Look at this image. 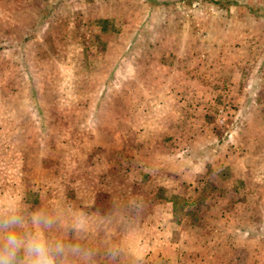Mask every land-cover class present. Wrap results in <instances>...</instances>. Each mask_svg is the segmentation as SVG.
<instances>
[{
    "label": "rangeland",
    "instance_id": "1",
    "mask_svg": "<svg viewBox=\"0 0 264 264\" xmlns=\"http://www.w3.org/2000/svg\"><path fill=\"white\" fill-rule=\"evenodd\" d=\"M175 1L218 15L158 12L122 34L143 0L112 17L120 5L85 0L70 34L45 35L56 62L32 78L26 44L63 0H0V204L48 212L49 239L85 240L72 264H264V0Z\"/></svg>",
    "mask_w": 264,
    "mask_h": 264
},
{
    "label": "crops",
    "instance_id": "2",
    "mask_svg": "<svg viewBox=\"0 0 264 264\" xmlns=\"http://www.w3.org/2000/svg\"><path fill=\"white\" fill-rule=\"evenodd\" d=\"M54 1L55 0H53V2ZM65 1L66 0H63V2H61L62 6L58 7L59 9H62L61 12L54 13L55 11L54 12L51 11L49 13V15H45V17H44V19L42 21V26L40 27V29L38 31L33 33L34 32V31L32 32L33 29L31 30L33 36L28 39V43L26 45H27V48H28L29 45H30V47L35 48L33 50L34 54H31V56L29 57V61H28L29 64H30V67L32 68V69H30V71H33V72H30V75L32 76V78H37L36 77V65L33 66L34 62L44 63L46 61V62L50 63V66H53V62H56V61H54V58H52V55L48 56V55L45 54V52H46L45 51V46H46L45 44L46 43H44V42L47 39V38H45V35H47V37H48V35L54 36L55 33H56V29L57 28L61 29L60 32L61 31L63 32V30H64L65 33L69 32V34H70L72 32L73 25L69 24V20H74V19H77V18L80 17V13H81L80 9L81 8L78 7V6L83 5L82 2L85 1V0H73V1H71L75 5V7H74L75 9L70 7V1L66 2V3H65ZM123 1H125V0H94V2H95L94 4L95 5H98V4L101 5V3H103L105 5V4L109 3V4H112V5H115V6L116 5H120L119 6V11L115 10V14H113V11H110L109 13L106 14L107 17H112V16H115V15L118 16V13L121 10L120 7H124L125 6L126 2L123 3ZM204 1L210 4L214 0H204ZM46 2L48 3V0H46ZM132 2H134V0H132ZM51 4L52 3H50L49 5H51ZM143 4H145V7L143 6ZM137 5H139V8L141 7L143 9V12H139L138 11L139 12V14L137 13L138 15H135V14L132 15L131 14L130 18H129L130 22H128V23H126V25H124L123 29L120 30V33L123 34V32H126V33L129 32V33L135 34L139 30L140 26H141V28L145 26V30L149 29V28H154L153 27V23H155V20L157 18L156 14L158 12H160L162 14V17H158L159 21H161L162 24L165 25L164 23H166V22H168L170 20H175L176 18H179L181 22L183 21V19L185 17L190 18L192 16V18H197V17H199V15L202 14L203 11H206V9L202 8L200 10V12L194 11V9H193V13L192 12L184 13L182 11V8H183L182 5L180 3H177L175 0H143V2H139ZM137 5H136V7H138ZM170 6L173 7V10H169L168 9ZM187 6L190 8L189 5H187ZM232 7L236 8V9H239L236 6H231V9H232ZM48 8H50V7L48 6ZM134 9H135V7H133L132 11ZM53 10H55V9H53ZM126 11L130 12L131 10H129V7H127ZM37 14H38V12H37ZM37 14H36V16H37ZM213 14H214L213 11H208V12H205L204 14H202V15H208L211 18L214 17L215 15H218L216 13L214 15ZM137 16H139V18H141V20H143L140 23L141 24L144 23V24H143V26L140 25V24L136 25L134 27V28H136V30H135V29L132 28V26H133L132 22H133L134 18L137 17ZM244 17H246V16H244ZM59 25H61V26H59ZM163 25H161V26H163ZM31 26H34V25L32 24ZM131 29H133V30L131 31ZM22 32L27 33L28 31L27 32L26 31H22ZM31 32L29 34H31ZM130 46L134 49V47H136V44L134 42L133 43H129L126 49H129L128 47H130ZM171 46L168 45V48L165 49V50H168L169 52H172L173 49H174V53H175L176 50H177L176 46H173V49L171 48ZM155 47H158V49L160 50V48H159L160 46H158V45L156 46L154 44L152 45V44L145 43V50L150 49V51L155 52L156 51ZM135 49H137V48H135ZM0 51H3V49L0 50ZM153 54L151 56H149L151 61H153V62L155 61V62H157L158 64H160L162 66H166L165 62H163L164 60L162 61L160 57H157V56H155ZM114 65H113V67H112V69L110 71L111 75H112V73L117 71V62ZM100 69L101 70H99V72H98L99 74L103 73V71H104L102 66L100 67ZM90 78H92V76ZM27 84H28V81H27ZM28 100L31 101V97L30 96H29ZM30 115L33 118H36V119L38 118L39 115H42L43 119H45L46 116H47L44 111H40V113H39V111L37 109H35V108H33V110H31ZM45 125L47 126L46 123H45ZM39 133H40V136L42 138V131H40ZM101 149L104 150V148H101ZM83 159H85V158H83ZM85 162H87V158H86ZM78 195H81V194H78ZM248 237H252V236H248ZM262 238L264 239L263 236L259 235L258 240H255V241L264 243V240ZM63 241L69 242V243L72 242L74 244H79L80 246H82V244H84L83 242L85 240H82V242H78L77 240H63ZM113 249H114L113 247L109 248V250L107 249V251H105V255H107V257H109V255L112 254V251L114 252ZM147 253H149V251H146V252L144 251L141 254V256H137V259H140V260L145 259V255ZM104 258H106V257H104ZM77 259H79V258H77ZM260 260H261V256L257 258V262H261ZM196 261H197V259H196ZM239 261H240V258H238V262Z\"/></svg>",
    "mask_w": 264,
    "mask_h": 264
},
{
    "label": "clouds",
    "instance_id": "3",
    "mask_svg": "<svg viewBox=\"0 0 264 264\" xmlns=\"http://www.w3.org/2000/svg\"><path fill=\"white\" fill-rule=\"evenodd\" d=\"M56 223L48 212L27 208L21 201L0 204V264H72L86 256L79 244L49 239L46 230ZM66 227L82 230L79 222Z\"/></svg>",
    "mask_w": 264,
    "mask_h": 264
}]
</instances>
